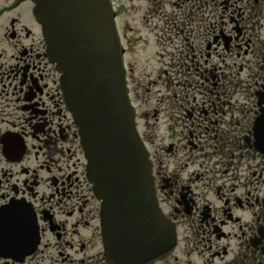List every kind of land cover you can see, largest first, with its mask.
<instances>
[{"label":"flooded vegetation","instance_id":"af4514ba","mask_svg":"<svg viewBox=\"0 0 264 264\" xmlns=\"http://www.w3.org/2000/svg\"><path fill=\"white\" fill-rule=\"evenodd\" d=\"M193 3L188 20L157 14L155 59L163 45L170 64L137 83L133 105L178 230L147 264H264V0ZM35 7L0 0V264H108L101 204Z\"/></svg>","mask_w":264,"mask_h":264},{"label":"water","instance_id":"95a60500","mask_svg":"<svg viewBox=\"0 0 264 264\" xmlns=\"http://www.w3.org/2000/svg\"><path fill=\"white\" fill-rule=\"evenodd\" d=\"M114 17L109 0L36 1L86 178L101 203L105 259L145 264L170 251L177 233L159 208L152 165L135 128Z\"/></svg>","mask_w":264,"mask_h":264},{"label":"rangeland","instance_id":"374dc122","mask_svg":"<svg viewBox=\"0 0 264 264\" xmlns=\"http://www.w3.org/2000/svg\"><path fill=\"white\" fill-rule=\"evenodd\" d=\"M112 2L117 16L116 24L121 44L125 50L123 62L127 68L128 90L131 102L138 108L143 101L140 100L142 90L138 91L137 83L139 82L140 85L146 86L150 79H154V76H157L160 69H165V64H170L166 53L169 48L166 49L163 45L158 50L164 56L160 60L155 59L151 33H153V30L157 32L158 27L161 26L157 23L161 19L157 14L162 19L167 16L166 19L170 23V21L174 20V15L180 16L183 20H188L197 14L199 16V12L193 0H183L180 3L182 5L180 8L175 6V0H112ZM195 20L198 21L199 18H195ZM204 20L205 18L203 17L202 26H204ZM169 28H172L171 25ZM168 37L170 38V35ZM173 40L177 43L179 42L176 39ZM164 43L166 44L167 42ZM162 94L164 96L167 94L164 86L162 87ZM141 129H143V126H141Z\"/></svg>","mask_w":264,"mask_h":264}]
</instances>
